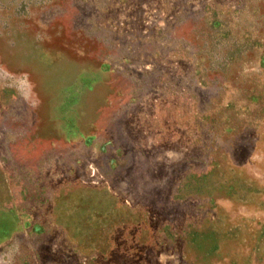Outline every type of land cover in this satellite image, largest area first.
<instances>
[{
  "label": "rangeland",
  "instance_id": "374dc122",
  "mask_svg": "<svg viewBox=\"0 0 264 264\" xmlns=\"http://www.w3.org/2000/svg\"><path fill=\"white\" fill-rule=\"evenodd\" d=\"M0 264H264V0H0Z\"/></svg>",
  "mask_w": 264,
  "mask_h": 264
}]
</instances>
